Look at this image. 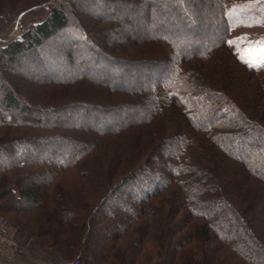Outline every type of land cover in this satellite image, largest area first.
<instances>
[{"label":"trees","instance_id":"16d2710c","mask_svg":"<svg viewBox=\"0 0 264 264\" xmlns=\"http://www.w3.org/2000/svg\"><path fill=\"white\" fill-rule=\"evenodd\" d=\"M18 1L1 22L39 20L0 49V212L47 201L35 230L11 219L64 263L264 264V62L229 41L264 0ZM119 7L143 16L130 36ZM50 42L61 68L10 81Z\"/></svg>","mask_w":264,"mask_h":264},{"label":"rangeland","instance_id":"374dc122","mask_svg":"<svg viewBox=\"0 0 264 264\" xmlns=\"http://www.w3.org/2000/svg\"><path fill=\"white\" fill-rule=\"evenodd\" d=\"M33 0H19L18 4L19 5H24L26 4H30V2H32ZM156 1V0H154ZM197 0H187L188 2V6L190 8H192L191 6L193 4H196ZM240 3H244V2H249V1H254V0H237ZM11 2V1H10ZM25 4V5H26ZM119 10H123L122 12ZM19 11L20 9L17 8L11 12V13H6L5 15V21L1 22L0 20V49L6 45L8 42H10L11 40L17 38V36H19L21 34V32H23L25 29H27L31 23L33 22H37L39 19L35 17V14L33 11L30 12H25L22 15L19 16ZM115 16L121 17L122 18V27L125 28V30H128V35L130 36L132 33L136 32L139 28V25H141V23L143 22V16L141 15V11H137L135 8L134 9H130V8H122L119 7L116 11H114ZM124 13V17L122 16ZM142 17V18H141ZM140 20V22H138ZM3 23V24H2ZM150 23V22H149ZM152 23V22H151ZM148 23H145L144 25H147ZM2 26V27H1ZM199 29H201V31L204 32V44H207L208 41L206 37H208L209 34H212V31L204 24H200L199 25ZM124 30V29H123ZM150 30L149 28H145L144 31H148ZM181 38H183L181 41L185 43V45H190L193 46L195 43H193L191 40L192 38L190 37V32H188V34L186 33L185 30H181ZM105 37V35H104ZM202 38V37H201ZM109 40L113 41L110 44H112V48L116 49V45L117 44H123L125 41V38H123L122 36L118 35V34H113L109 37ZM229 41L232 43V46L235 48V50H237L239 52L240 55H243V57L247 58L248 60H250L251 62L255 63V64H260L261 62H264V23L259 24V25H245V26H235L231 29L230 32V37H229ZM51 42L49 44L46 45V48H40L36 51V53H26L24 58L19 59L18 61V65H16V63H10L9 67H8V71H9V76L10 78H12L10 81H13L14 83L16 82V78H18L19 75V79L21 81H23V85L28 84L29 86L32 85L34 86V84H29L30 82H32V78L35 75H38L39 73V69H41L39 66L42 65V67H44L46 64H49L50 61H53L54 64L56 65H60L59 68H61V66L65 63L66 60H63L62 58H58V57H54L55 55V49H53V46H51ZM101 44V43H100ZM203 44V43H202ZM40 56V60H35V56ZM56 56V55H55ZM78 69V66H77ZM38 70V71H37ZM81 71V69H78V72ZM39 76V75H38ZM15 77V78H14ZM28 80V81H27ZM18 81V80H17ZM29 82V83H28ZM22 87V86H21ZM53 115V114H52ZM1 132V131H0ZM51 147V146H49ZM41 156V155H40ZM0 192H2L0 190ZM45 201L41 202L42 204L37 205L36 209H28V210H21L18 211L19 209L16 208V212H14V214H8L9 212L7 211V213H1L0 215L5 217L6 219H9V221L11 222V224H13L16 229H17V233L19 234V242L21 244V247H23V252L21 254H23L26 251V243H28V248L30 249V252H34L33 256H35L37 258V260L44 261V263L47 264H65L61 259L60 256H58V254H56L54 251H52V249H49L45 246H43L39 240V237L33 236L28 232H25L24 230H21L13 221V219H11V216L13 218L17 219V222L19 224H23L24 226H26L28 228V230L33 231L35 230V226L37 224V222H39V219H43L42 221H45L43 218L44 212L47 209H50V207L48 205H50L47 201L46 203H44ZM2 203H6V200L4 199H0V204ZM51 203V202H50ZM24 206L29 207L26 203H21ZM68 208H72L70 207V204L68 203ZM110 205V204H109ZM116 205V203H111V208H114ZM1 208V205H0ZM105 210V209H104ZM72 213H73V209H71V211L69 213H67V216H71L72 217ZM101 217V214H99ZM52 217V216H51ZM56 220V217H53ZM58 220V219H57ZM258 229H260V226H258ZM65 235V234H64ZM104 235V234H103ZM233 238L235 237L234 234H232ZM44 239L46 238L45 235L42 236ZM98 237L100 238L101 235H98ZM48 238V237H47ZM264 236H262V240L264 241ZM30 243H33L32 245ZM100 244V242H99ZM210 244V243H208ZM213 246L217 245L216 242H212L211 243ZM39 249V252H37V250L35 249L36 247ZM153 248L154 246L151 245ZM93 249H97L99 250V246L98 245H94ZM256 249H259L258 247L253 248V250L255 251ZM153 252L154 250L151 249ZM149 254H151V251H148ZM19 254V255H21ZM18 256V255H17ZM16 256V257H17ZM52 257V260H49ZM3 260V259H2ZM6 261V260H5ZM10 261V260H9ZM6 261V262H9ZM80 264H84L83 261H80Z\"/></svg>","mask_w":264,"mask_h":264},{"label":"built area","instance_id":"2783aa9c","mask_svg":"<svg viewBox=\"0 0 264 264\" xmlns=\"http://www.w3.org/2000/svg\"><path fill=\"white\" fill-rule=\"evenodd\" d=\"M23 252V247L18 240L16 227L9 219L0 215V258L6 261L13 260ZM68 264H80L78 260Z\"/></svg>","mask_w":264,"mask_h":264},{"label":"crops","instance_id":"0c3cea01","mask_svg":"<svg viewBox=\"0 0 264 264\" xmlns=\"http://www.w3.org/2000/svg\"><path fill=\"white\" fill-rule=\"evenodd\" d=\"M26 251L21 254V255H18L17 257H15L13 260H10L9 262H6L4 259L2 260L0 258V264H47V263H44V261H41L40 260H37V258L35 256H33V253L34 252H30V249L28 248V243H26ZM31 245L33 243H30ZM36 250L38 253L39 252V249L37 248L38 246H35ZM49 260H52V257L49 259ZM69 262L65 263V264H68Z\"/></svg>","mask_w":264,"mask_h":264},{"label":"snow or ice","instance_id":"6c2138e0","mask_svg":"<svg viewBox=\"0 0 264 264\" xmlns=\"http://www.w3.org/2000/svg\"><path fill=\"white\" fill-rule=\"evenodd\" d=\"M231 43V42H230Z\"/></svg>","mask_w":264,"mask_h":264}]
</instances>
